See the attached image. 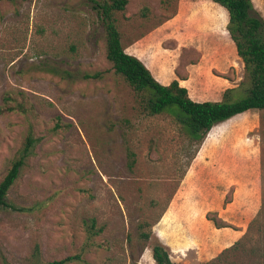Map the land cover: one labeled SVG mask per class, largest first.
<instances>
[{
  "label": "rangeland",
  "instance_id": "374dc122",
  "mask_svg": "<svg viewBox=\"0 0 264 264\" xmlns=\"http://www.w3.org/2000/svg\"><path fill=\"white\" fill-rule=\"evenodd\" d=\"M128 1L116 14L124 45L172 20L180 0ZM252 2L264 19V0ZM94 6L0 2V182L36 141L0 208V264L78 254L89 264H156L158 243L178 264H264V221L221 256L250 234L262 207L263 113L214 127L201 145L177 116L149 115L107 59ZM166 32L172 47L179 26ZM234 74L238 87L240 58ZM92 219L103 231L85 250Z\"/></svg>",
  "mask_w": 264,
  "mask_h": 264
},
{
  "label": "trees",
  "instance_id": "16d2710c",
  "mask_svg": "<svg viewBox=\"0 0 264 264\" xmlns=\"http://www.w3.org/2000/svg\"><path fill=\"white\" fill-rule=\"evenodd\" d=\"M15 0H0V2ZM224 7L229 14L228 31L235 43L239 58L245 69L244 79L238 87L224 92L219 102H194L188 90L181 87L177 81L169 86L161 85L152 75L150 70L137 57L125 52L122 35L117 27L116 14L124 12L129 3L128 0H104L95 4L106 32L107 59L113 64L116 74L123 77L129 86L135 91L140 104L151 116L170 113L177 116L179 122L186 128L189 138L201 145L210 131L230 119L249 111H261L264 121V19L254 15L255 8L252 0H211ZM168 0H163L167 5ZM142 39V38H141ZM140 40V39H139ZM180 112L187 117L181 118ZM36 141L29 137L23 153L13 161L7 175L0 182V208H9L7 204L8 194L19 178L20 171L25 165L35 147ZM134 162V161H133ZM218 229L228 227L221 226L218 219H210ZM264 221V174L262 177V207L251 222L249 233L238 241L230 249L222 253L237 250L242 241L251 237L253 229L260 227ZM88 233V243L85 250L95 246V239L102 233L96 220L85 223ZM153 259L156 264H178L174 262L167 248L158 243L152 248ZM218 257L209 264H219ZM89 264L83 254L69 256L65 259L54 261L50 264Z\"/></svg>",
  "mask_w": 264,
  "mask_h": 264
},
{
  "label": "crops",
  "instance_id": "0c3cea01",
  "mask_svg": "<svg viewBox=\"0 0 264 264\" xmlns=\"http://www.w3.org/2000/svg\"><path fill=\"white\" fill-rule=\"evenodd\" d=\"M177 23L178 42L166 46V27ZM227 10L211 0H180L172 20L125 45L164 86L177 81L197 103L219 102L234 88L239 56L228 31Z\"/></svg>",
  "mask_w": 264,
  "mask_h": 264
}]
</instances>
